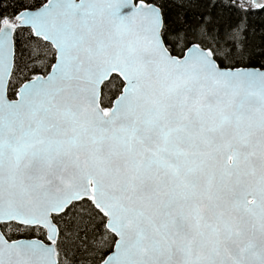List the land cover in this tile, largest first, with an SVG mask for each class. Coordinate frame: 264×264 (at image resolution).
I'll return each instance as SVG.
<instances>
[{"label": "snow or ice", "instance_id": "snow-or-ice-1", "mask_svg": "<svg viewBox=\"0 0 264 264\" xmlns=\"http://www.w3.org/2000/svg\"><path fill=\"white\" fill-rule=\"evenodd\" d=\"M264 0H0V264H264Z\"/></svg>", "mask_w": 264, "mask_h": 264}, {"label": "trees", "instance_id": "trees-1", "mask_svg": "<svg viewBox=\"0 0 264 264\" xmlns=\"http://www.w3.org/2000/svg\"><path fill=\"white\" fill-rule=\"evenodd\" d=\"M252 24L257 30H260L261 28H264V18L254 17Z\"/></svg>", "mask_w": 264, "mask_h": 264}]
</instances>
